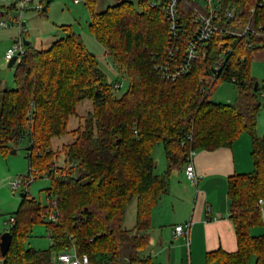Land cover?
I'll return each mask as SVG.
<instances>
[{
    "label": "trees",
    "instance_id": "1",
    "mask_svg": "<svg viewBox=\"0 0 264 264\" xmlns=\"http://www.w3.org/2000/svg\"><path fill=\"white\" fill-rule=\"evenodd\" d=\"M95 1L85 0L90 9L88 28L105 55L125 70L128 85L122 95L115 94L114 82L107 80L96 55L66 25L61 26L64 35L47 48L24 46L13 64L14 87L1 86L0 80V152L8 153L28 137L29 173L34 179L43 173L51 179L47 196L56 199L58 215L56 222H45L50 248L27 247L32 226L42 222L52 207L24 192L11 216L10 244L4 254L0 251V261L51 264L53 255L72 250L87 256L90 264H155L143 249L148 244L151 209L167 193L171 172L185 165L190 151L230 146L247 133L253 170L227 181L237 248L208 252L206 261L264 264V234H251V228L262 223L264 135L257 133L263 107L250 75L252 53L264 49V37L248 39L256 44L247 47L243 39L215 36L206 59L194 61L190 71L175 81H164L155 70V63L169 50L162 7L139 0L137 9L131 1L120 0L95 12ZM244 1L256 0H240ZM43 7L42 12L47 5ZM257 12L254 25L264 19L263 10ZM182 14L181 51L194 33L188 8ZM221 45L231 50L205 95L199 79L212 69ZM222 81L237 88L234 103L210 99ZM84 99L91 100L92 109L69 130V119L77 115V104ZM68 133L73 140L54 150L52 139ZM158 143L166 159L161 173L155 172L152 154ZM59 156L61 166L56 165ZM133 199L135 225L129 229L124 218Z\"/></svg>",
    "mask_w": 264,
    "mask_h": 264
},
{
    "label": "rangeland",
    "instance_id": "2",
    "mask_svg": "<svg viewBox=\"0 0 264 264\" xmlns=\"http://www.w3.org/2000/svg\"><path fill=\"white\" fill-rule=\"evenodd\" d=\"M17 0H0V80L1 86L9 88L15 86L14 72L15 65L8 67L5 59L7 49L11 48L17 41L19 30L22 29V37L29 41L37 49H45L64 31L61 26L66 25L80 35L86 48L96 55L99 68L106 74L109 82H117L120 87L115 90L117 96L122 95L128 85V77L125 70L115 65L112 60L105 55L103 46L96 40L88 25L90 21V9L85 0H32L24 10L19 9L15 3ZM120 0H96L94 2L95 12H101L106 7L117 3ZM131 1L137 9L139 0ZM148 3L160 5V0H147ZM40 4L41 8L47 5L46 10L38 11L34 7ZM20 16V19H16ZM24 22V24H22ZM20 57H18L19 59ZM18 59L16 61H18ZM250 75L259 83L264 84V49L255 51L250 61ZM237 88L231 82H219L210 93V99L215 102L234 103L237 98ZM92 109L89 99H84L77 104V115L71 117L68 122V129L78 126L82 117ZM257 133L264 135V108L257 116ZM73 140L71 133L60 138H53L51 147L57 150L62 144ZM28 137H25L18 146L14 147L15 153L0 152V235L10 228L9 219L17 211L21 202V193L26 192L29 196L39 200L42 205L49 204L47 199V189L51 186V179L43 173L41 176L31 180L28 184H22L16 190L12 189L11 182L18 177L27 180L29 175V158L25 149ZM153 157L156 161V173L164 171L166 159L162 144L158 143L153 147ZM53 159H55L53 157ZM56 165H63L62 158L56 159ZM76 175V174H75ZM169 180L166 194H171ZM165 194V195H166ZM164 195V199L166 198ZM51 199L54 196L51 195ZM135 199L131 201L125 211V228L135 224ZM47 219L44 216L42 222L32 226L29 236L25 240V245L35 250H48L51 245L49 231L47 229ZM134 222V223H133ZM51 264H60L53 255Z\"/></svg>",
    "mask_w": 264,
    "mask_h": 264
},
{
    "label": "crops",
    "instance_id": "3",
    "mask_svg": "<svg viewBox=\"0 0 264 264\" xmlns=\"http://www.w3.org/2000/svg\"><path fill=\"white\" fill-rule=\"evenodd\" d=\"M63 35L64 32L59 37ZM250 153V137L242 133L230 146L194 151L192 163L199 176L196 184L185 177V165L173 170L169 179L172 180L171 194H166L165 199L163 195L151 209L144 255L155 264H209L206 261L208 252L235 251L237 244L229 217L227 181L234 174L253 170ZM261 210H264V201ZM185 223H189L187 237H174V227ZM251 234H264V222L251 228Z\"/></svg>",
    "mask_w": 264,
    "mask_h": 264
},
{
    "label": "built area",
    "instance_id": "4",
    "mask_svg": "<svg viewBox=\"0 0 264 264\" xmlns=\"http://www.w3.org/2000/svg\"><path fill=\"white\" fill-rule=\"evenodd\" d=\"M30 1L32 0H17L16 4L21 11ZM74 2L77 3L78 0H74ZM149 4L150 6H157L155 3ZM160 6L167 24L169 50L168 55L163 60H158L155 63V70L157 75L164 81H175L190 71L194 61L206 59L208 44L215 36L222 39H243L247 47H253L256 44L248 39L264 37V19L260 18L255 25L253 24L259 14L257 11L262 9L264 13V0H256L248 4L245 1L241 3L240 0H160ZM185 7L188 8V20L190 25L194 26V33L186 40L184 49L181 51L179 40L182 30L185 28L183 27L185 23L182 14ZM34 8L38 11L42 9L40 4H36ZM16 19H20V16ZM22 32L20 28L17 41L11 48L7 49L5 59L10 60L14 55L18 54V57H20L23 54ZM221 47L222 49L212 69L206 76L199 79L200 91L205 95L208 94L210 85L217 77L231 50L228 46L221 45ZM255 51L257 50H254L253 53ZM119 87L120 84L117 82L112 84L114 91ZM257 93L264 108V84H259ZM193 153V151H190L187 157L184 174L188 181L196 184L199 176L192 163ZM33 179L34 175L29 173L26 181H24V178L18 177L11 182V187L16 190L22 184H28ZM47 197L52 208L46 215V219L50 222H56L58 219L56 199ZM261 216L264 222V210H262ZM13 220L14 218L10 217V224ZM188 230L189 223L176 225L173 236L183 235L187 237ZM56 260L60 264H90L87 256L80 257L72 250L58 253ZM0 264H2L1 261Z\"/></svg>",
    "mask_w": 264,
    "mask_h": 264
},
{
    "label": "water",
    "instance_id": "5",
    "mask_svg": "<svg viewBox=\"0 0 264 264\" xmlns=\"http://www.w3.org/2000/svg\"><path fill=\"white\" fill-rule=\"evenodd\" d=\"M44 9V7H43ZM23 44L24 46H27L30 44L29 41L25 40V38H23ZM18 59V54L17 55H14L9 61H8V67H12L13 64L16 62V60ZM257 85H258V82L255 81L254 82V91H257ZM10 153H15V149L12 148L10 150ZM21 197L24 195V192H22L21 194ZM10 232L9 231H5L4 233H2L0 235V251L2 254H4L8 247H9V244H10Z\"/></svg>",
    "mask_w": 264,
    "mask_h": 264
}]
</instances>
